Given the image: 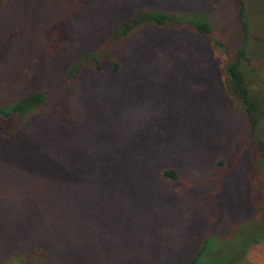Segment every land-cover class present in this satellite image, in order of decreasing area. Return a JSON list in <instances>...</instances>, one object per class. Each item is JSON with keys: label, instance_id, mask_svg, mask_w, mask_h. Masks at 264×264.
Instances as JSON below:
<instances>
[{"label": "rangeland", "instance_id": "1", "mask_svg": "<svg viewBox=\"0 0 264 264\" xmlns=\"http://www.w3.org/2000/svg\"><path fill=\"white\" fill-rule=\"evenodd\" d=\"M216 1L0 0V105L64 82L141 7L205 13ZM245 5L264 66V0ZM222 6L218 32L236 52L234 6ZM55 26L67 37L52 51ZM121 59L63 100L82 113L78 129L44 112L15 140L0 131V264H187L207 237L200 264H264L263 242L228 253L264 227V175L227 91V54L208 35L147 24Z\"/></svg>", "mask_w": 264, "mask_h": 264}, {"label": "trees", "instance_id": "2", "mask_svg": "<svg viewBox=\"0 0 264 264\" xmlns=\"http://www.w3.org/2000/svg\"><path fill=\"white\" fill-rule=\"evenodd\" d=\"M230 1L234 8L232 13L227 9V19L232 21V29L236 30L240 36L236 52H232L231 45H229L231 42L220 36L218 32L221 18L217 16V10L229 0H225V2L224 0H217L213 8L205 13L181 14L141 7L134 16L124 19L120 23L116 32L102 48L88 52L75 61L71 65L64 82L56 84L50 89L0 105V131L9 139L15 140L25 121L32 115L44 112L55 113L59 116L61 123L71 129H78V121L82 113L75 108L71 110V108L62 106V102L66 98L74 100V95L79 90V79L83 74L89 71L102 72L105 70V64H110V62H112L114 71L120 70L122 68V50L135 30L141 26L152 24L162 27H184L208 35L213 40L214 45L227 54L228 59L224 68L227 91L247 113L253 143L251 147L252 167L264 175L262 170L264 167V66L263 63L255 64L249 52L250 21L245 0ZM53 31L50 48L55 51L53 47L67 37V30L55 26ZM238 158L239 154L235 157L234 162ZM165 173L175 178L178 177L175 170L168 169ZM248 237L242 241V245L239 244L238 249L228 252L229 255L243 253L245 257L252 245L264 243V227H259L252 236ZM210 239L207 237L204 240L201 249L187 264L201 263L203 255L208 251Z\"/></svg>", "mask_w": 264, "mask_h": 264}]
</instances>
